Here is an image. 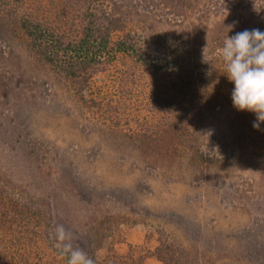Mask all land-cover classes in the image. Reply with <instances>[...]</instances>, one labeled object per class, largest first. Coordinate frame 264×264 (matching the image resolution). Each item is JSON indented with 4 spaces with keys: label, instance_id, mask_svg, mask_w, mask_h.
Wrapping results in <instances>:
<instances>
[{
    "label": "trees",
    "instance_id": "16d2710c",
    "mask_svg": "<svg viewBox=\"0 0 264 264\" xmlns=\"http://www.w3.org/2000/svg\"><path fill=\"white\" fill-rule=\"evenodd\" d=\"M163 1L185 18L172 24L125 0H0V61L10 63L0 84L62 93L89 133L145 168L203 181L235 170L264 175V122L256 129V114L234 107L235 85L218 53L227 36L264 32V22L229 16L198 24L186 12L191 0ZM214 127L228 129L227 145L208 146ZM55 216L51 196L0 175V264H67L55 247ZM107 223L85 242L96 264H147L140 247L110 251ZM158 233L163 264H191L163 228Z\"/></svg>",
    "mask_w": 264,
    "mask_h": 264
},
{
    "label": "rangeland",
    "instance_id": "374dc122",
    "mask_svg": "<svg viewBox=\"0 0 264 264\" xmlns=\"http://www.w3.org/2000/svg\"><path fill=\"white\" fill-rule=\"evenodd\" d=\"M125 1L172 24L186 15L163 0ZM191 1L186 12L198 24L229 16L264 22V0ZM7 66L0 61V79L9 75ZM37 90L0 84V175L51 196L54 227L62 224L72 233L74 248L86 252L87 237L99 235L108 221L103 232L110 251L120 256L140 247L147 264H163L157 258L159 228L191 264H264V175L235 170L203 181L180 169L145 168L89 133L62 93ZM228 132L209 130L208 146L227 145Z\"/></svg>",
    "mask_w": 264,
    "mask_h": 264
},
{
    "label": "clouds",
    "instance_id": "9594fccd",
    "mask_svg": "<svg viewBox=\"0 0 264 264\" xmlns=\"http://www.w3.org/2000/svg\"><path fill=\"white\" fill-rule=\"evenodd\" d=\"M218 53L225 63L224 73L235 85L234 107L254 112L257 119L253 127L259 129L260 122H264V32L253 29L227 36ZM202 62H209L206 48ZM54 239L55 247L68 257L67 264H96L83 249L73 247V235L64 225H56Z\"/></svg>",
    "mask_w": 264,
    "mask_h": 264
}]
</instances>
